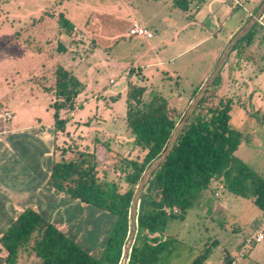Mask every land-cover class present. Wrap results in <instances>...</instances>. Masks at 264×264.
<instances>
[{"label":"rangeland","instance_id":"1","mask_svg":"<svg viewBox=\"0 0 264 264\" xmlns=\"http://www.w3.org/2000/svg\"><path fill=\"white\" fill-rule=\"evenodd\" d=\"M261 2L191 0L188 10L182 11L172 0H0V114L7 119L0 117V128L23 127L17 135L21 142L14 143L16 154L0 155L6 167L20 163V170L5 168L0 180L26 185L16 201L38 207L50 221L56 218L93 261L108 264L106 244L118 223L123 224L120 217L64 193L52 195L45 185L49 159L41 157L42 145L68 141L93 148V138H98L99 167H106L99 169L98 176L114 180L122 192L128 185L123 170L128 169H123L120 156L139 153L125 123L127 84L145 86L143 102L161 93L170 116L184 114L193 91L216 67L230 35L248 21L244 8L254 11ZM60 13L74 26V34L63 33ZM240 20L243 25L234 33ZM257 21L256 36L246 48L255 55L245 60L235 51L228 54L218 85L206 94L196 113L204 114L222 95H234L230 125L241 135L234 155L264 176V38H260L264 14ZM133 25L146 27L153 36L129 35ZM60 44L67 49L59 51ZM58 65L71 70L84 88L77 97L79 107L72 114L62 112L68 117L64 131L54 134L47 127L53 123L49 105ZM105 141L111 151L105 149ZM54 151L58 159L61 152ZM226 180L220 175L182 217L168 220L161 236L168 239V248L153 264H189L213 239L204 264H222L226 254L238 264H264V240L247 242L254 232L264 231L263 211L251 198L235 196L226 188L216 197L214 190ZM157 192L155 187L153 198ZM6 211L0 216V232L16 214L12 207ZM119 231L116 238L122 240L125 231ZM117 249H111L113 256ZM37 262L26 251L15 264Z\"/></svg>","mask_w":264,"mask_h":264},{"label":"trees","instance_id":"2","mask_svg":"<svg viewBox=\"0 0 264 264\" xmlns=\"http://www.w3.org/2000/svg\"><path fill=\"white\" fill-rule=\"evenodd\" d=\"M190 2L172 0L173 5L182 11L188 10ZM58 23L64 34H74V26L61 13ZM257 23L235 43L230 53L235 51L245 60L253 58L256 51L246 48L256 36ZM260 38L263 39L264 34ZM58 49L64 51L67 48L60 44ZM220 72L180 130L172 150L151 173L143 188L136 211V234L126 264L156 262L159 255L168 248V239L161 237L168 220L171 217H182L187 209L194 206L199 194L222 174L227 179L224 184L226 190L235 196L251 198L264 214V176L234 155L241 143L240 133L230 125L234 95L226 98L222 95L204 114L196 113L206 94L218 85ZM55 74L54 98L49 105L53 110V123L49 129L57 134L64 131L68 122V117L62 116V112H72L79 107L77 97L83 92L84 84L71 70L60 65L56 67ZM201 85L196 87L192 97ZM126 90L125 123L134 144L139 147L135 157L120 156L125 166L122 168L128 169L123 170L127 188L120 192L114 180L99 178L100 162L95 146L100 140L96 137L93 138V148H80L72 142L65 146L55 145L61 155L58 159L52 156L45 182L55 192L64 193L120 217L123 224L118 223L106 244L104 259L108 264L120 262L122 247L129 233L131 200L143 171L163 152L172 131L183 116V113L175 116L168 114L167 99L161 93H155L148 102H143L141 97L145 86H136L130 82ZM102 144L107 151H111L108 141ZM67 152L70 154L65 156ZM155 187L158 192L157 197L153 198ZM254 226L257 227L258 223ZM120 229L125 231L122 240L116 238ZM215 242L216 239H213L189 264H204ZM114 246L120 247L115 251V256L111 253ZM26 251L37 257V264H100L93 261L88 251L33 206L17 211L0 233V264H15L20 254ZM232 260L226 254L222 264H230Z\"/></svg>","mask_w":264,"mask_h":264},{"label":"water","instance_id":"3","mask_svg":"<svg viewBox=\"0 0 264 264\" xmlns=\"http://www.w3.org/2000/svg\"><path fill=\"white\" fill-rule=\"evenodd\" d=\"M263 11H264V0H262L258 9L251 16V18L248 20V22H246V24H244L236 32V34H234L231 37V39L229 40V42L227 43V45L223 49V51L219 57V60L216 64V67L214 68V70L212 71L210 76L206 79V81L202 84L200 89L197 91V93L195 94L193 99L190 101V104H189L188 108L186 109L185 113L183 114L182 118L176 124L174 130L172 131V133L170 135V138L167 142L165 149L156 159H154L149 164V166L146 168V170L143 171L141 178H140V181H139L138 185L136 186V190H135L133 197H132V200H131V208H130V213H129V233H128L127 240L124 244V248H123V252H122L119 264H126L128 252H129V249H130V247L134 241L135 234H136V211H137V206L139 203L140 195L143 191L144 186L148 182L151 173L156 169V167L158 165H160L166 159L167 155L172 150L173 145L175 143V140L178 137L180 130L183 128L187 119L192 114V112L194 111V109L197 106V104L199 103V101L202 99V96L204 95L206 89L216 79L221 68L223 67L224 63L226 62L228 54L232 50L235 43L250 30V28L254 25V23L261 17Z\"/></svg>","mask_w":264,"mask_h":264},{"label":"crops","instance_id":"4","mask_svg":"<svg viewBox=\"0 0 264 264\" xmlns=\"http://www.w3.org/2000/svg\"><path fill=\"white\" fill-rule=\"evenodd\" d=\"M204 2L205 1H207V0H203ZM237 4H240L242 1L241 0H234ZM208 7H210V5H208ZM244 11H246L247 12V16L249 17V15H251L252 14V12L253 11H249V10H247L246 8H244ZM243 20H240V22H242ZM243 25V22L238 26V27H236V29H235V31H233L234 33L241 27ZM232 35L233 34H231L230 35V37L228 38V40H227V42L230 40V38L232 37ZM153 36V35H152ZM210 37V35H208L207 37H205V38H209ZM146 38V37H145ZM151 38V37H150ZM227 42H225V43H227ZM73 112V111H72ZM72 112H71V114H72ZM2 116V115H1ZM1 118H3V117H1ZM3 119H6V118H3ZM7 120V119H6ZM21 128H23V127H21ZM21 128H19V127H11V128H0V155L2 154V153H8V154H16V152H15V142H21V140L20 139H18L17 138V135H19L18 134V132H20L19 130L21 129ZM50 127H47V131H49L50 129H49ZM28 130H33V129H25L24 131H28ZM60 132H58L57 134H59ZM62 133V132H61ZM45 134V133H44ZM55 137V136H54ZM63 141H67L66 139H63ZM69 142L67 141V143L65 144V143H63V144H61V145H58V144H53V145H49V144H44V145H42V152H41V157H43V158H45V157H48V161H49V163H50V161H51V158L50 157H54L55 156V154H56V152L54 151L55 150V145H58V146H62V145H67ZM54 147V148H53ZM18 152H19V150H18ZM236 152V151H235ZM19 154H24V153H21V152H19ZM21 156V155H20ZM22 158V157H21ZM26 158L27 157H23L22 158V161H26ZM4 160L3 159H0V173H3L2 171H5V168H14V170H16V171H19L20 170V167H21V164L20 163H18V164H12V165H7V167L4 165ZM47 162V160L45 161V163ZM48 163V164H49ZM48 164H47V166H48ZM99 169H106V167H99ZM13 171V170H12ZM12 171H10V172H12ZM47 171H48V169H47ZM48 174V173H47ZM46 179H47V177H46ZM30 181V180H29ZM45 182H46V180H45ZM46 185V184H45ZM25 186L26 185H23V186H21V184H17L16 182L15 183H13V184H8L5 180L4 181H1L0 180V216H3V214L4 213H7V209L8 208H10V207H12V210H15V212H17V211H20V210H22L24 207H26V206H29V205H25V204H29V203H27V202H24L23 200L22 201H20V199L19 200H15V197L16 196H19V195H21L20 193H21V191H23L24 189H25ZM47 186V185H46ZM47 188H49L48 186H47ZM216 190V189H215ZM214 190V191H215ZM224 190H225V187H224ZM223 190V191H224ZM50 193H52V195L53 194H58L59 192H55L53 189H51L50 188ZM124 191V190H123ZM122 191V192H123ZM223 191H221V192H223ZM220 192V193H221ZM60 194V193H59ZM220 195V194H219ZM33 207H35V208H38V207H36V206H33ZM15 217V213H14V216L11 218V219H9V220H12L13 218ZM5 220H7V217L5 218ZM51 221H53V222H55L56 224H57V220H56V218H52V220ZM11 222V221H10ZM9 222V223H10ZM9 224L7 223V225H5L6 227L8 226ZM6 227H4V229L6 228ZM4 229H2V231L4 230ZM1 231V232H2ZM0 232V233H1ZM260 232H263L264 233V231H260ZM256 233H259V232H254L252 235H254V234H256ZM251 235V236H252ZM262 240H264V238L262 239ZM261 240V241H262Z\"/></svg>","mask_w":264,"mask_h":264},{"label":"built area","instance_id":"5","mask_svg":"<svg viewBox=\"0 0 264 264\" xmlns=\"http://www.w3.org/2000/svg\"><path fill=\"white\" fill-rule=\"evenodd\" d=\"M261 24L264 26V22H261ZM128 33L131 36H139V37H146V38L152 37V32L150 30H148L146 27L141 26V25H133L129 29ZM223 190H224V185L219 183L217 185V189L214 191V195L216 197H218L220 192L223 191ZM174 211L177 212V209L175 208ZM263 238H264V233L263 232H259V233H256V234L252 235L247 240V242H250V243L251 242H260ZM230 264H238V263H237V261L235 259H233Z\"/></svg>","mask_w":264,"mask_h":264}]
</instances>
